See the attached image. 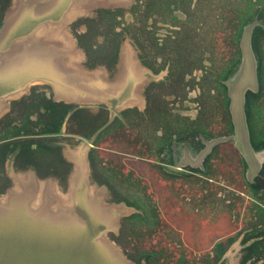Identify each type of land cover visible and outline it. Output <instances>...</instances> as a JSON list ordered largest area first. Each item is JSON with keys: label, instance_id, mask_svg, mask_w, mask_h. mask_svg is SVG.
Listing matches in <instances>:
<instances>
[{"label": "flooded vegetation", "instance_id": "obj_1", "mask_svg": "<svg viewBox=\"0 0 264 264\" xmlns=\"http://www.w3.org/2000/svg\"><path fill=\"white\" fill-rule=\"evenodd\" d=\"M93 18L89 65L110 87L108 95L116 91L112 102L132 104L96 137L101 163L125 169L131 166L114 163L112 153L135 157L158 169L160 179L174 180L171 187L186 198L208 197L211 183L221 185L222 199L241 202L234 207L246 226L240 251L264 243V0H105ZM245 51L249 67L239 71ZM233 85L253 87L245 102L241 94L233 98ZM110 115L109 107L97 106L91 119L104 118L92 133ZM220 136V144L209 145ZM126 139L133 153L113 149ZM104 141L113 145L102 147ZM109 151L111 160L103 155ZM129 178L151 195L146 184ZM195 180L205 184L202 195L190 188ZM248 232L254 236L241 244Z\"/></svg>", "mask_w": 264, "mask_h": 264}, {"label": "water", "instance_id": "obj_2", "mask_svg": "<svg viewBox=\"0 0 264 264\" xmlns=\"http://www.w3.org/2000/svg\"><path fill=\"white\" fill-rule=\"evenodd\" d=\"M0 1L3 3L0 7V134L5 135L8 126L10 131L15 130L0 143L8 146L15 138L40 137L41 147L56 150L69 165L60 171L51 165L39 173L28 160H19V149L6 150L0 172L6 180V184L0 185V264H149L139 252L130 254L119 241L124 238L125 221L135 214L144 215V209L120 199L118 185L103 171L94 152L98 134L109 127L122 107L132 105L112 102L109 96L116 91L109 95L94 91L97 79H103L95 77L96 70L89 65L93 44L90 29L94 14L104 7L105 0H26L12 23H8L7 17L15 0ZM106 18L111 20L109 15ZM43 25L47 28L40 39L42 50L9 56L13 45L28 40ZM65 27L72 31L69 39L61 37ZM249 58L250 52L245 51L239 71L249 67ZM42 85L48 89L44 99L36 94V88ZM239 88L230 86L233 98L238 94L244 97L247 89L253 87ZM89 96H97L98 100L85 99ZM32 106L35 107L33 121L38 119V112L47 111L53 124L62 122L51 126L57 128L52 132H46L47 125L40 123L29 126L32 133L22 130L18 134L16 128L24 127V115ZM97 106H107L111 113L97 131L89 135L67 132L70 123L86 122L87 118L80 113L85 112L91 118ZM231 110L237 116L239 110L235 107ZM67 137H73L75 143L63 142ZM221 140V136L212 138L209 145H218ZM75 155L84 157L85 175L73 184V176L80 167ZM96 206L108 211L107 219L93 213ZM243 240L241 244H245ZM245 252L248 247L240 251L238 264H242ZM225 253L216 264H226ZM262 257L245 264H264Z\"/></svg>", "mask_w": 264, "mask_h": 264}, {"label": "rangeland", "instance_id": "obj_3", "mask_svg": "<svg viewBox=\"0 0 264 264\" xmlns=\"http://www.w3.org/2000/svg\"><path fill=\"white\" fill-rule=\"evenodd\" d=\"M2 4V1H0V7ZM71 33V29L65 27L61 33V37L69 39L71 38ZM98 69L102 70L103 68L99 67ZM45 87L46 86L42 85L36 88V94L42 99H44V94L48 91ZM46 99L48 98L46 97ZM80 114L87 118L86 122L82 124L70 123L67 127V132L69 134L79 132L84 135H89L90 132L93 131V127H95L93 125L100 123L104 118V116H99L92 120L85 112ZM39 138L40 137L31 136L29 138H15L9 142L6 150L19 149V160L27 161L30 149L40 146L41 141ZM44 139L42 140H49L48 138ZM62 141L70 144L75 143L73 137H67L65 140L62 139ZM131 141L132 139L121 140L120 144L113 147V149L133 153L134 151L131 149ZM101 145L102 147L108 146V148H110L113 143L104 141ZM109 153L111 152H104L103 155L109 159ZM122 157H124V155L112 153L114 163L120 165L122 161H125L126 165L129 164V166H131L130 168H127L126 166L125 169L119 168V170H129V174L134 176L136 181H141L149 187V193H151L152 198L158 202L161 209L165 211L162 213L165 214L166 217V225L164 227L165 233L155 237L154 240L149 237V231H142V229L136 230L132 242L126 241L124 243L130 254H137L138 249H151L153 246L159 247L160 244L165 243L166 240H172L171 242L175 243L173 244L174 247L171 248V252L176 256H179V253L185 250V248L176 245L178 241L183 242L186 247V252L188 253H191L192 251L198 254L205 252L210 253L209 251L212 250L218 240L223 241L229 236H238L239 239L229 248L224 256L226 264H238L241 254L240 240L242 239V231L246 226L244 220L241 219V217L239 218L235 212L234 207L236 204L241 205V202H235V198L229 200H226V198L222 199L221 185L215 184L214 187V185H212L214 183H211L208 187L211 193L208 197L206 195H203V198L198 199V195H195L194 197L188 195L187 198L183 197L178 195V187H175V189L171 187L175 184L174 180L169 182L170 180L164 181L163 179H160V174L157 172L158 169L148 167V165L145 164L142 165L141 160L136 159L135 157H124L125 160H123ZM107 162L109 161L107 160ZM194 182L195 184H190V188L194 186L195 194L200 193V195H202L204 189L201 187H204L205 184L197 183V180ZM177 197H180L181 199H177ZM241 211H243V209ZM170 229H174L175 232H170ZM190 256L191 255H189V257Z\"/></svg>", "mask_w": 264, "mask_h": 264}, {"label": "trees", "instance_id": "obj_4", "mask_svg": "<svg viewBox=\"0 0 264 264\" xmlns=\"http://www.w3.org/2000/svg\"><path fill=\"white\" fill-rule=\"evenodd\" d=\"M113 20L114 18L111 17V21ZM96 33V30L90 29V36L91 34ZM34 109V106L27 108V112L24 115V127L16 128L18 134L22 130H24L26 133H32L33 130L29 126L36 127L40 123H44V125H47V127L44 129L46 132H52L57 128L52 129L51 126H54L55 124L58 125L60 122H62L61 120H59L58 123L53 124L51 121H49L51 120V115L48 114L47 111L45 113L38 112V119L36 121H33L31 115L35 113ZM4 130L5 135L2 136L1 133L0 140L8 139L10 137L11 131L9 126ZM6 148V143H0V172L2 170ZM92 157L94 159L93 155ZM27 160L29 163H32L37 167L39 173L45 172V170L48 167H51V165H54L59 171L62 168L66 169L69 166L61 158V156H59L56 150L43 148L41 146L30 149ZM99 163L102 164L101 161ZM103 171L118 185V190L121 193V195L119 194L121 196L120 199H125L129 204L136 205L144 209V215L135 214L125 221L122 232L124 238H122V241H119L121 243L123 242V244L126 241L132 242L136 234V230L138 229H142V231H149V237L153 240L160 234L165 233L164 227L166 225V217L159 209L156 200L153 199L150 194L146 193L139 183L132 182V180L127 177V175L122 174L119 169H108L103 165ZM3 184H6V180L5 178L0 176V185ZM169 231L172 233L175 232L174 229H170ZM252 236H254V233H246L243 242H247V240L252 238ZM236 238V236H229L223 241L218 240L212 250L209 251L210 253L205 252L202 254H198L193 251L191 253H188L186 252V247L183 242L178 241L176 245L178 247L185 248V250L180 252L179 256H176L173 252H171V248L174 247L173 244H175L171 242L172 240H166L165 243H161L159 247L153 246L151 247V249H138L137 252H139L140 257H145L149 264H216L218 259L223 256V254L228 250L229 246L236 240ZM254 254H257L255 261H258L261 256L264 255V243L257 242L249 246L248 252L242 259V264H245L251 258H253ZM189 255L191 256L189 257Z\"/></svg>", "mask_w": 264, "mask_h": 264}, {"label": "bare ground", "instance_id": "obj_5", "mask_svg": "<svg viewBox=\"0 0 264 264\" xmlns=\"http://www.w3.org/2000/svg\"><path fill=\"white\" fill-rule=\"evenodd\" d=\"M26 0H15V6L14 8L9 12V15L7 17L8 23H12L15 19L16 16L18 15L20 6H22L25 3ZM111 2H127V0H109ZM46 26H41L39 29H37L33 35L28 39L25 40L23 42H19L16 43L15 45H13V48L11 49V51L9 52V56L12 55H17L23 51H33V50H42L43 46L40 43V39L45 35L46 33ZM130 46L128 44L125 45V48H129ZM63 58L61 57V60ZM2 61V60H1ZM62 63V62H61ZM106 84V83H105ZM85 83L84 81L82 82V87H84ZM105 89V90H104ZM95 92L98 93H104L106 94L108 89L107 87L101 83V82H97L95 88H94ZM97 97V96H96ZM85 99H89V100H95L97 101L98 99H95L94 97H85ZM76 160L78 161L80 167L78 168V171L76 172V174L73 176L72 179V183L76 184L77 182H80L82 177L85 175L84 172V167H83V156L81 157V155H75ZM93 213L101 219H107L108 218V211L101 208V207H93ZM101 242H103V238L100 239ZM116 252V250H115Z\"/></svg>", "mask_w": 264, "mask_h": 264}]
</instances>
